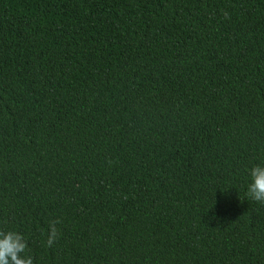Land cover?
Segmentation results:
<instances>
[{"label":"trees","instance_id":"16d2710c","mask_svg":"<svg viewBox=\"0 0 264 264\" xmlns=\"http://www.w3.org/2000/svg\"><path fill=\"white\" fill-rule=\"evenodd\" d=\"M255 165L264 0H0V230L34 264H264Z\"/></svg>","mask_w":264,"mask_h":264},{"label":"clouds","instance_id":"9594fccd","mask_svg":"<svg viewBox=\"0 0 264 264\" xmlns=\"http://www.w3.org/2000/svg\"><path fill=\"white\" fill-rule=\"evenodd\" d=\"M249 176L248 198L264 203V165L253 166L249 170ZM61 223L60 219L49 222L46 247L51 248L57 241L59 237L57 225ZM28 247V242L21 233L0 230V264H34L33 257L25 254Z\"/></svg>","mask_w":264,"mask_h":264}]
</instances>
